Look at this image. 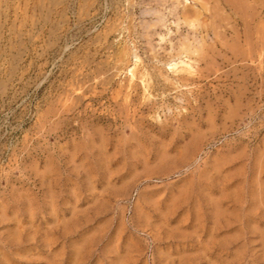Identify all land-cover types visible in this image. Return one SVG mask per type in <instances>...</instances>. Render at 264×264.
<instances>
[{
    "label": "rangeland",
    "instance_id": "1",
    "mask_svg": "<svg viewBox=\"0 0 264 264\" xmlns=\"http://www.w3.org/2000/svg\"><path fill=\"white\" fill-rule=\"evenodd\" d=\"M0 44V264H264V0H0Z\"/></svg>",
    "mask_w": 264,
    "mask_h": 264
},
{
    "label": "bare ground",
    "instance_id": "2",
    "mask_svg": "<svg viewBox=\"0 0 264 264\" xmlns=\"http://www.w3.org/2000/svg\"><path fill=\"white\" fill-rule=\"evenodd\" d=\"M253 1V0H252ZM179 2V1H178ZM205 2H206V0H205ZM207 2H208V0H207ZM231 2H233V1H231ZM248 2V1H247ZM246 2V3H247ZM179 3H181V2H179ZM238 3V2H237ZM239 4H240V2H239ZM242 4V3H241ZM216 5V4H215ZM205 6H206V4H205ZM241 6V5H240ZM54 7V6H53ZM232 8V7H231ZM243 8V7H242ZM256 8V7H255ZM186 9V8H185ZM196 9V8H195ZM221 9V8H220ZM244 9V8H243ZM197 10V9H196ZM206 10V9H205ZM222 10V9H221ZM194 11V10H193ZM202 11V10H201ZM226 11V10H225ZM240 11V10H239ZM255 12V11H254ZM183 13H185V12H183ZM195 13V12H194ZM256 13V12H255ZM245 14V13H244ZM184 15V14H183ZM189 15V14H188ZM192 15V14H191ZM219 15V14H218ZM248 15V14H247ZM252 15V14H251ZM255 16V15H254ZM221 17V16H220ZM44 18H46V17H44ZM6 20V19H5ZM223 20V19H222ZM244 23V22H243ZM216 25H218V24H216ZM246 26V25H245ZM11 29V28H10ZM16 29V28H15ZM221 32V31H220ZM233 36V35H232ZM187 37V36H186ZM251 37V36H250ZM246 38V37H245ZM240 39V38H239ZM11 42V41H10ZM187 43H189V42H187ZM1 45V44H0ZM185 46V45H184ZM200 48V47H199ZM197 49V48H196ZM189 50V49H188ZM248 51V50H247ZM183 53V52H182ZM128 54V53H127ZM201 56V55H200ZM198 58V57H197ZM202 58H204V57H202ZM188 59V58H187ZM193 59V58H192ZM191 59V60H192ZM183 60V59H182ZM200 60V59H199ZM184 61V60H183ZM182 61V62H183ZM168 62V61H167ZM173 62V61H172ZM176 62V61H175ZM184 63H186L187 64V62H185L184 61ZM172 65V64H171ZM183 65V64H182ZM191 65H192V63H191ZM196 65V64H195ZM189 66V65H188ZM188 66H185V67H187L188 68ZM175 67V66H174ZM184 68V67H183ZM183 68H181V70L183 69ZM194 70V69H193ZM189 71H190V69H189ZM191 72V71H190ZM189 72V73H190ZM193 72V71H192ZM187 73V72H186ZM188 73V74H189ZM135 73H134V71H133V75H134ZM164 74V73H163ZM140 75V74H139ZM166 78V77H165ZM7 84V83H6ZM179 84V83H178ZM134 86V85H133ZM147 91V90H146Z\"/></svg>",
    "mask_w": 264,
    "mask_h": 264
}]
</instances>
